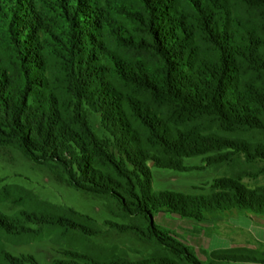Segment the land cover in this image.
Wrapping results in <instances>:
<instances>
[{
  "label": "trees",
  "instance_id": "trees-1",
  "mask_svg": "<svg viewBox=\"0 0 264 264\" xmlns=\"http://www.w3.org/2000/svg\"><path fill=\"white\" fill-rule=\"evenodd\" d=\"M31 3L25 20L8 13L0 27V146L105 200L114 220L0 173V264H41L8 250L41 240L60 254L52 264L264 263L256 247L204 250L202 260L154 220L264 217V0ZM192 156L221 172L209 192L152 191V166L184 170ZM103 225L146 247L96 242Z\"/></svg>",
  "mask_w": 264,
  "mask_h": 264
},
{
  "label": "rangeland",
  "instance_id": "rangeland-1",
  "mask_svg": "<svg viewBox=\"0 0 264 264\" xmlns=\"http://www.w3.org/2000/svg\"><path fill=\"white\" fill-rule=\"evenodd\" d=\"M12 1L0 0V4L6 7L0 10V27L8 13L11 14V21L14 20V23L19 24V20H25V17L30 15L29 11H32L31 0ZM50 15L55 17L54 10ZM184 164L186 167L184 170L152 166V191L154 193L160 191L207 193L213 180L221 174L218 168L207 165L204 156L188 157L184 160ZM0 173L6 178L5 183L26 187L52 203L69 205L77 211L91 215L100 224H104L108 219L114 220L105 200L57 180L49 168L34 163L17 149L0 146ZM1 209L6 213L13 211L8 202L2 203ZM260 217L257 218L256 214L249 211L241 212L235 209L231 213L220 216L213 224L209 222L201 224L190 218L167 213H157L154 220L160 228L172 230L185 243L193 247L194 253L199 258L206 260L204 250L209 252L226 249L234 244L240 246L242 243L253 244L264 253V217L259 219ZM116 221L124 222L122 219ZM204 225L208 228L199 230ZM103 228L105 230L108 228V231L94 237L98 243L146 247V244L139 241L132 232H120L106 225H103ZM8 250L17 256L22 254L34 256L41 264H52L56 258L60 257L58 251L47 240L22 245L9 244ZM231 264L264 263L232 261Z\"/></svg>",
  "mask_w": 264,
  "mask_h": 264
},
{
  "label": "crops",
  "instance_id": "crops-1",
  "mask_svg": "<svg viewBox=\"0 0 264 264\" xmlns=\"http://www.w3.org/2000/svg\"><path fill=\"white\" fill-rule=\"evenodd\" d=\"M256 217L258 218V217H260V216H257L256 215ZM259 219H262L261 217L259 218ZM202 224V223H201ZM204 226H207V225H204ZM230 247H235V248H238V247H255L253 244L251 245V244H246V243H242L240 246H235V244L234 245H231ZM229 247V248H230Z\"/></svg>",
  "mask_w": 264,
  "mask_h": 264
}]
</instances>
